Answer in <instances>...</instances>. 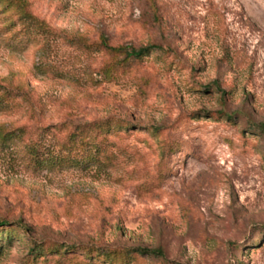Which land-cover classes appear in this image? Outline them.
Wrapping results in <instances>:
<instances>
[{
	"label": "rangeland",
	"instance_id": "rangeland-1",
	"mask_svg": "<svg viewBox=\"0 0 264 264\" xmlns=\"http://www.w3.org/2000/svg\"><path fill=\"white\" fill-rule=\"evenodd\" d=\"M102 39L161 51L123 63ZM0 85V130L14 134L0 141V256L108 264L83 248L110 247L164 253L129 264H264L257 0L0 2Z\"/></svg>",
	"mask_w": 264,
	"mask_h": 264
},
{
	"label": "trees",
	"instance_id": "trees-1",
	"mask_svg": "<svg viewBox=\"0 0 264 264\" xmlns=\"http://www.w3.org/2000/svg\"><path fill=\"white\" fill-rule=\"evenodd\" d=\"M0 2L3 4L13 5L16 4L17 0H0ZM101 45L103 48H105L108 53L120 56L122 58L121 61L123 63L138 61L152 52L161 51V49H159V47L157 46H147L139 49H133L131 47L126 46L111 47L108 45L105 39L101 40ZM2 91L5 94L6 92H8L2 85H0V93ZM94 127L100 129L101 125H96ZM12 136H14L13 133L1 132L0 130V141L5 142ZM6 226V222H0V228ZM79 248H81V246L76 247L55 245L54 247L45 250L40 245H36L32 249L31 253L35 256H42L47 252L62 255L71 252L72 250H77ZM83 250H86V255H88V258L92 261L101 259L103 263L108 264H129L132 258L131 255L136 257L153 256L155 258L164 259V253L161 250H148L143 248H129L117 250L112 249L110 247H90V249L88 247H85L83 248Z\"/></svg>",
	"mask_w": 264,
	"mask_h": 264
},
{
	"label": "clouds",
	"instance_id": "clouds-1",
	"mask_svg": "<svg viewBox=\"0 0 264 264\" xmlns=\"http://www.w3.org/2000/svg\"><path fill=\"white\" fill-rule=\"evenodd\" d=\"M257 2L264 7V0H257ZM22 253H17V250L14 248L11 252H5L0 256V264H17L18 256Z\"/></svg>",
	"mask_w": 264,
	"mask_h": 264
}]
</instances>
